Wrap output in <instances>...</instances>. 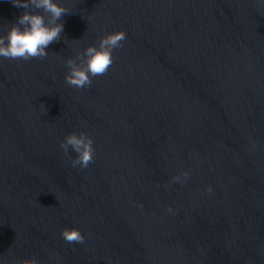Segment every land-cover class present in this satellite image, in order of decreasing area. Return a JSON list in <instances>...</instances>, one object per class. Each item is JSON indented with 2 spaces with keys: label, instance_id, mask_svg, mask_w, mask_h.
<instances>
[{
  "label": "water",
  "instance_id": "water-1",
  "mask_svg": "<svg viewBox=\"0 0 264 264\" xmlns=\"http://www.w3.org/2000/svg\"><path fill=\"white\" fill-rule=\"evenodd\" d=\"M59 2L47 57L0 58L4 264H264V6ZM23 11L0 0V33ZM118 30L107 72L66 84L64 61ZM73 132L87 168L59 147Z\"/></svg>",
  "mask_w": 264,
  "mask_h": 264
},
{
  "label": "clouds",
  "instance_id": "clouds-1",
  "mask_svg": "<svg viewBox=\"0 0 264 264\" xmlns=\"http://www.w3.org/2000/svg\"><path fill=\"white\" fill-rule=\"evenodd\" d=\"M16 8L25 9L15 22L7 27L5 32L0 33V58L30 60L48 56V45L60 39L63 32L62 16L69 14L59 0H10ZM264 6V0H256ZM31 9L39 11H31ZM126 39L123 31H114L99 38L96 44H90L77 50L75 58H67L64 61L66 72L65 83L75 88H84L91 84V78L103 75L112 64V50L121 46ZM83 124V122H81ZM59 147L65 154L69 151L74 153L70 159L73 168H87L93 161L94 147L91 136L84 132L69 133L60 142ZM184 172L180 176H173L171 181H181L187 177ZM206 191L210 194L211 187ZM140 207V205H137ZM167 212L173 213L172 208ZM62 239L68 243L82 244L84 237L77 228H64L60 233ZM0 264L4 259L0 257ZM20 264H38L35 258L24 259Z\"/></svg>",
  "mask_w": 264,
  "mask_h": 264
}]
</instances>
